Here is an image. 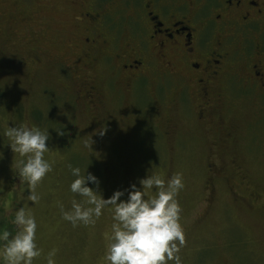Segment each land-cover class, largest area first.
I'll list each match as a JSON object with an SVG mask.
<instances>
[{
  "label": "rangeland",
  "instance_id": "374dc122",
  "mask_svg": "<svg viewBox=\"0 0 264 264\" xmlns=\"http://www.w3.org/2000/svg\"><path fill=\"white\" fill-rule=\"evenodd\" d=\"M47 2L0 0V229L14 231L11 219L28 194L16 176L22 157L3 133L7 125L27 124L49 131L45 159L52 164L37 185L38 202H28L42 250L34 264H47L53 250L55 264H107L113 209L88 224L62 218L61 205L67 211L74 198L86 200L69 190V164L97 176L105 199L130 184L140 187L147 174L165 182L181 174V264H264V96L239 100L219 132L217 124L193 130L173 107H156L155 114L153 107L151 118L152 105L142 97L134 103L126 95L121 104L108 94L99 112L86 110L70 96L90 65L78 47L77 22L72 12L57 11L60 3ZM91 71L103 78L99 65ZM144 191L151 197L156 190Z\"/></svg>",
  "mask_w": 264,
  "mask_h": 264
},
{
  "label": "flooded vegetation",
  "instance_id": "af4514ba",
  "mask_svg": "<svg viewBox=\"0 0 264 264\" xmlns=\"http://www.w3.org/2000/svg\"><path fill=\"white\" fill-rule=\"evenodd\" d=\"M46 1L77 22L90 65L70 96L86 110L99 112L108 94L142 97L151 118L173 107L193 130L219 132L239 100L264 96V0Z\"/></svg>",
  "mask_w": 264,
  "mask_h": 264
},
{
  "label": "clouds",
  "instance_id": "9594fccd",
  "mask_svg": "<svg viewBox=\"0 0 264 264\" xmlns=\"http://www.w3.org/2000/svg\"><path fill=\"white\" fill-rule=\"evenodd\" d=\"M105 132L102 128L99 135L103 136ZM3 135L8 138L11 151L22 157L17 162L16 176L19 183L26 185L24 191L28 194L22 196L11 219L14 231L0 229V264H34L42 250L37 238L39 224L28 202L33 206L38 202L37 185L52 170V164L45 159V153L50 152V133L21 124L7 125ZM68 168L73 178L69 190L86 200L78 202L74 198L67 211L61 205L64 220L73 225L77 222L88 224L94 222V218L98 219L106 207L113 209L111 235L104 255L107 264H167L172 260L181 264L177 253L185 239L179 222L181 209L176 199L184 187L181 174L173 175L167 182L158 175L147 174L139 180L140 187L136 183L130 184L127 189L115 190L105 199L99 191L97 176L87 171L82 174L80 167L71 164ZM2 183L0 181V185ZM89 183L95 188L89 187ZM153 188L155 194L147 197L144 190ZM54 256V250L48 253L47 264H55Z\"/></svg>",
  "mask_w": 264,
  "mask_h": 264
}]
</instances>
